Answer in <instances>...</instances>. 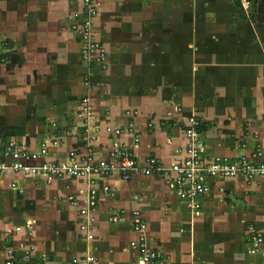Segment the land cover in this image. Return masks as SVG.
I'll return each mask as SVG.
<instances>
[{
	"label": "crops",
	"instance_id": "crops-1",
	"mask_svg": "<svg viewBox=\"0 0 264 264\" xmlns=\"http://www.w3.org/2000/svg\"><path fill=\"white\" fill-rule=\"evenodd\" d=\"M82 10L83 0H0V146L38 150L58 138L49 160L75 149L100 162L118 141L139 164L168 166L183 158L194 115L212 159H256L258 149L264 159V0H101L103 65L81 58ZM208 181L196 210L160 174L114 169L48 182L0 173V264H72L86 253L96 264H139L135 210L156 264H264V177ZM91 188L89 239L80 210Z\"/></svg>",
	"mask_w": 264,
	"mask_h": 264
},
{
	"label": "built area",
	"instance_id": "built-area-1",
	"mask_svg": "<svg viewBox=\"0 0 264 264\" xmlns=\"http://www.w3.org/2000/svg\"><path fill=\"white\" fill-rule=\"evenodd\" d=\"M244 6L249 4V0H240ZM101 0H83V10L76 13L80 19V24L76 27L82 34L81 58L86 63L104 64L106 61V49L101 39L98 37L95 26L96 18L100 13ZM84 107L78 113L86 117L89 112V102L83 98ZM116 134L121 133L119 128L115 129ZM185 133L188 138V145L184 150L181 160L175 161L166 166L156 158H150L145 165L137 162L134 155L118 141L112 149V159L108 161L96 162L91 154L78 153L73 149L69 151L64 159L49 160V146L59 144L58 138H48L40 143L38 150H28L9 143L0 146V173L5 174L10 171L23 172L26 174L39 176L51 182L59 177H85L91 178L94 174L107 173L111 170H120L128 178L132 174L152 175L160 174L170 181L171 186L178 195L187 201L193 209L201 207L200 197L210 191L208 179L211 177H232L243 174L248 178L256 176L264 177L263 150L258 149L254 153L256 159H251L247 155H242L234 160L219 161L212 159L206 153V145L201 138L200 123L192 115L188 118ZM97 190L91 188L88 191L86 206L80 210L82 220L80 230L82 234L91 239L95 229V208L97 204ZM112 220H119L117 215L111 216ZM133 225L136 230L141 231L137 241H132V247L140 250L139 264H156L158 253L152 251L146 242L145 228L146 222L142 218L139 210H135L132 216ZM262 238H254L251 252H256L261 244ZM97 257L91 253L77 256L72 259V264H96ZM3 264H16L11 257L7 258Z\"/></svg>",
	"mask_w": 264,
	"mask_h": 264
},
{
	"label": "rangeland",
	"instance_id": "rangeland-1",
	"mask_svg": "<svg viewBox=\"0 0 264 264\" xmlns=\"http://www.w3.org/2000/svg\"><path fill=\"white\" fill-rule=\"evenodd\" d=\"M0 15H1V14H0ZM1 42H2V43H5V47H9L10 45L13 44V43H12V40L9 39V38H8V39L6 38V39L4 40V42H3L2 39H1ZM106 56H107V50H106ZM106 58H107V57H106ZM107 64H108V63H107ZM7 70H8V69H7ZM7 70H4L3 72H8L9 74H11L13 68H12L11 70H9V71H7ZM8 73H7V74H8Z\"/></svg>",
	"mask_w": 264,
	"mask_h": 264
}]
</instances>
